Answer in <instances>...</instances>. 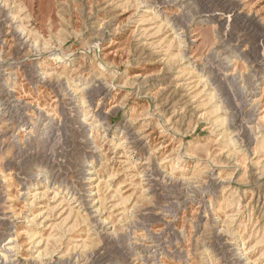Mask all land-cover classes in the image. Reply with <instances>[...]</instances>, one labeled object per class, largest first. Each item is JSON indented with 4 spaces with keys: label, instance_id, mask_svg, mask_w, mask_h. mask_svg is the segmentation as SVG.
Masks as SVG:
<instances>
[{
    "label": "rangeland",
    "instance_id": "374dc122",
    "mask_svg": "<svg viewBox=\"0 0 264 264\" xmlns=\"http://www.w3.org/2000/svg\"><path fill=\"white\" fill-rule=\"evenodd\" d=\"M0 264H264V0H0Z\"/></svg>",
    "mask_w": 264,
    "mask_h": 264
},
{
    "label": "bare ground",
    "instance_id": "6f19581e",
    "mask_svg": "<svg viewBox=\"0 0 264 264\" xmlns=\"http://www.w3.org/2000/svg\"><path fill=\"white\" fill-rule=\"evenodd\" d=\"M9 242H10V240L7 243H9Z\"/></svg>",
    "mask_w": 264,
    "mask_h": 264
}]
</instances>
